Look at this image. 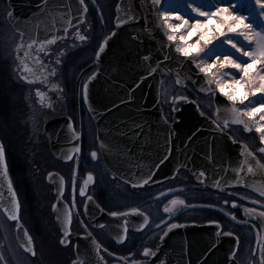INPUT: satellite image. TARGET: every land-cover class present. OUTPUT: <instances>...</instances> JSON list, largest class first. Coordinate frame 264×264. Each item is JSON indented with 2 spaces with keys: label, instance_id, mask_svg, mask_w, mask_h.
Returning <instances> with one entry per match:
<instances>
[{
  "label": "flooded vegetation",
  "instance_id": "obj_1",
  "mask_svg": "<svg viewBox=\"0 0 264 264\" xmlns=\"http://www.w3.org/2000/svg\"><path fill=\"white\" fill-rule=\"evenodd\" d=\"M84 2V21L68 28L64 35L60 29L58 33L54 30L47 39L34 34V29L18 31L11 21L10 0H0L2 75L13 91L5 99L11 106L10 111L5 109L7 119L0 109V137L20 202V224L31 236L35 251L33 255L20 247L18 223L10 221L0 208V252L5 263L152 264L160 247L155 264H231L233 235L239 238L234 254L238 264H264V216L259 214L264 212V196L240 186L218 189L203 185L184 169L171 178L133 187L108 169L83 96L91 71L81 74L113 28L117 0ZM54 19L53 23L58 24ZM48 30L46 27L43 32ZM77 33L87 39L81 41ZM49 40L54 43H46ZM21 43L24 47L17 49ZM28 44H32L31 49ZM24 52H28L27 57ZM162 75H168L174 91L196 100L203 113L215 120L213 93H200L186 79L184 86H178L171 74ZM210 85L218 89L215 83ZM161 98L166 115L167 95L163 93ZM236 107L244 105L237 103ZM218 124L236 141L244 142L264 165V152L260 151L264 141L255 130L258 124L249 123L251 132L241 124ZM93 152L96 157L91 155ZM69 156L72 158L67 159ZM177 198L185 204L173 207L170 202ZM166 206L172 211L165 212ZM69 209L72 220L70 234L65 237ZM247 209L256 211L249 213ZM112 212L124 216H112ZM183 225L209 229H198L188 238L180 230ZM9 239L14 241L15 249L9 246ZM61 240L68 243L62 244ZM146 248L155 254L144 255Z\"/></svg>",
  "mask_w": 264,
  "mask_h": 264
},
{
  "label": "water",
  "instance_id": "obj_2",
  "mask_svg": "<svg viewBox=\"0 0 264 264\" xmlns=\"http://www.w3.org/2000/svg\"><path fill=\"white\" fill-rule=\"evenodd\" d=\"M163 2L156 6L152 0H117L113 28L100 46L106 38L107 44L103 52H99V46L93 63L81 74L94 69L84 84L87 85L86 95L83 86V96L97 126L100 150L108 169L135 187L171 178L185 169L203 185L218 189L240 186L260 195L256 189L264 187L263 163L244 142L236 141L219 126L218 123L224 125V120L236 124L226 111L232 102L219 90L211 88L203 72L196 67V61L177 52L176 44L167 40L158 17ZM10 3L11 21L18 31L34 29V34H42L47 39L54 30L58 33L60 29V34L64 35L68 28L79 26L87 13L85 2L81 4L80 0H15L14 3L10 0ZM54 17L58 24L53 23ZM118 18L124 23H118ZM23 22L25 24L19 25ZM46 27L49 30L43 32ZM160 67L170 72L178 86H184L186 78L200 93H213L215 120L202 112L196 100L185 95L170 97L169 120L162 106ZM4 160L7 164L5 147ZM249 165L253 169L251 173L247 171ZM144 180L148 183L142 184ZM13 189L18 198L8 164L6 175L0 165V208L10 221L18 223L17 241L27 251L26 229L20 219H10L3 210L13 208ZM181 228L183 233L192 236L198 229H209L197 225ZM230 240V262L238 264L234 258L236 237L232 235ZM156 253L152 264L159 261L160 247ZM0 264H6L1 252Z\"/></svg>",
  "mask_w": 264,
  "mask_h": 264
},
{
  "label": "snow or ice",
  "instance_id": "obj_3",
  "mask_svg": "<svg viewBox=\"0 0 264 264\" xmlns=\"http://www.w3.org/2000/svg\"><path fill=\"white\" fill-rule=\"evenodd\" d=\"M84 0H80L83 4ZM152 3L156 6H161V0H152ZM199 5V6H197ZM165 10L158 11V17L162 22L163 27L167 35V40L169 42L179 41L176 44V51L181 53L185 57H192L197 60L196 67L200 69L201 72L210 76L208 80L209 84L215 83L219 92L227 97L228 101L232 102L230 109H226L231 113V120L233 123L244 125L245 129L249 132L252 128L249 123L258 124L256 131L259 132L261 141H264V124L259 123V121H264V0H165L164 5ZM235 8L236 11H232ZM87 8L85 7V12ZM183 12L184 15L180 13ZM246 12L247 15L242 14ZM191 15L193 17L194 23L189 24L186 19L187 16ZM203 18V22L201 19ZM253 20V23H246L249 19ZM175 19L180 21V23H171ZM118 23H124V21L119 20ZM255 23V27H254ZM181 29L186 31V35L181 34L177 37L176 33L180 32ZM259 29V30H257ZM195 43L189 44L188 40L197 36ZM78 38L83 41L87 37L79 35ZM216 41L214 44L213 42ZM239 41V42H238ZM32 43H35L33 41ZM46 43H54V40L46 41ZM107 44V38L104 40L103 44L100 46L99 52H103L104 45ZM243 45V46H242ZM211 46V47H210ZM23 43L17 46V49L23 48ZM31 49L32 44L27 46ZM245 47L248 48L245 51ZM43 48V45H41ZM231 54H224L223 59H221L218 53L220 52ZM99 52L97 55H99ZM203 55L205 60H212L211 64L206 62H200L198 58ZM19 56V51H17ZM236 59H233V56ZM24 56H28V52H24ZM147 59V57L145 58ZM240 60H244V63H240ZM23 63V60H22ZM260 65L257 70V65ZM230 66L231 69L238 70L237 75L239 79L232 78L227 84L222 82V76L217 75V72H213L212 69L215 67L217 71ZM24 68L28 69L27 64H24ZM155 71V69H152ZM24 80H28L27 76H23ZM30 83L32 81H29ZM226 88H230L231 91H226ZM246 88L242 94H239V90ZM85 95L87 94V85H84ZM38 95L43 96L42 93ZM260 94L257 96V94ZM256 97V99L250 100L248 104L244 105L243 108L236 107L237 103L244 104L248 97ZM258 104L257 107L253 105ZM219 113V109H217ZM259 115V121L256 120L257 114ZM229 120H224V124L227 125ZM219 127V126H218ZM79 136V133L76 134ZM247 147V146H245ZM79 151V148L76 149ZM264 152V148L260 149ZM96 157V153L91 154ZM251 155V153H250ZM69 156L67 159H71ZM247 163V161H245ZM0 165L3 166L4 174H7V164L4 160V145L0 142ZM264 167V166H261ZM247 171L251 173L253 171L251 165L248 166ZM203 175V173H201ZM93 179L92 175H88V181ZM88 181H85L87 185ZM239 182V181H238ZM148 183V180L142 181V184ZM9 188L11 189V180H8ZM216 186H219L218 184ZM135 187V185H134ZM261 196H264V187L256 189ZM62 194V193H61ZM84 194V189H81V195ZM13 197V208L9 210L4 208L3 210L9 215L12 220L19 219L20 203L14 189L12 190ZM91 200V197H88ZM225 203H228L225 201ZM259 203V202H257ZM170 204L175 207L176 205H184L185 201L179 198L174 199ZM55 207V206H54ZM235 207V203H233ZM87 210V205H85V211ZM137 211V210H134ZM165 212L172 211V208L165 207ZM249 213H254L255 209H247ZM264 216V212L259 213ZM112 216L121 215L117 212H112ZM232 219H235L232 216ZM72 220V212L69 209L67 212V224L64 231V236L67 237L70 234V225ZM127 223V221H125ZM148 223L147 217H145V224ZM87 228V225H83ZM178 225H171V227H177ZM103 227V225H101ZM143 227V226H142ZM159 227V225H157ZM125 234L127 233V228L124 229ZM167 234V233H165ZM231 234V233H229ZM25 235L27 232L25 230ZM123 239V238H122ZM239 238L237 237V240ZM32 238L28 236V244L31 245ZM61 243H68L66 240H61ZM99 250V248L97 249ZM27 251L35 255L34 247L28 246ZM154 255L150 249H144V255ZM261 261L264 262V255L261 256ZM76 264V262H73Z\"/></svg>",
  "mask_w": 264,
  "mask_h": 264
},
{
  "label": "rangeland",
  "instance_id": "obj_4",
  "mask_svg": "<svg viewBox=\"0 0 264 264\" xmlns=\"http://www.w3.org/2000/svg\"><path fill=\"white\" fill-rule=\"evenodd\" d=\"M173 2H174V0H173ZM234 2H235V0H234ZM197 6H199V5H197ZM163 10H165L164 6H163V8H162V11H163ZM232 11L234 12V11H236V9L233 8ZM180 14H181V15H184L183 12H181ZM242 14L247 15L246 12H244V13H242ZM186 19L189 21V24L194 23L193 17H192L191 15L187 16ZM202 22H203V21H202ZM171 23H173V24H175V23H180V21L173 19V20L171 21ZM246 23H253V20L250 18L248 21H246ZM254 27H255V23H254ZM257 30H259V29H257ZM181 34L186 35V31H185L184 29H181L180 32L176 33L177 37H179V35H181ZM196 39H198V35H197V36H193V37H191V38L188 40V43H189V44L195 43ZM238 42H239V41H238ZM175 43L177 44V43H179V41L177 40V41H175ZM213 43L215 44L216 41H214ZM242 46H243V45H242ZM210 47H211V46H210ZM247 50H248V48L245 47V51H247ZM1 53H2V51H1ZM218 54L220 55V57L223 58L224 54H231V53H230V52L225 53V52L222 51V52H220V53H218ZM2 55H3V54H2ZM236 58H237V57L234 55V56H233V59H236ZM198 59L200 60V62H206V63H208V64H211V63H212V60H210V59L205 60V58L203 57L202 54H201V56H200ZM1 60H3V59H2V56H1V54H0V73H1V69H3V66L1 65ZM239 62H240V63H244L245 61H244V60H240ZM88 63H90V61H88ZM88 63H87V64H88ZM259 67H260V65L258 64V65H257V70L259 69ZM212 71H213V72H217V75H221V76H222V82H224V83H226V84H227L228 82H230V81L232 80L233 77H235V79H239V78H240V77L237 75V71H238V70L231 69L230 66H227V67H225L224 69L219 70V71H217V69L214 67V68L212 69ZM1 74H2V73H1ZM169 84H170V83H167L166 86H168ZM169 88H170V87H168L167 90L165 91V92L167 93V95H168L169 92H170V89H169ZM246 90H247L246 88H242V89H240V90H239V94H242V93H243L244 91H246ZM172 91H174L173 88H172ZM226 91H231V89H230V88H226ZM259 95H260V94L258 93L257 96H259ZM253 99H256V97L249 96V97H248V100H245L243 105L248 104V102H249L250 100H253ZM257 106H258V104L253 105V107H257ZM259 115H260V114L258 113L256 118H259ZM9 246H10L11 248L15 249V244H14V241H13L12 239H11V240L9 239Z\"/></svg>",
  "mask_w": 264,
  "mask_h": 264
},
{
  "label": "trees",
  "instance_id": "obj_5",
  "mask_svg": "<svg viewBox=\"0 0 264 264\" xmlns=\"http://www.w3.org/2000/svg\"><path fill=\"white\" fill-rule=\"evenodd\" d=\"M1 65L3 66V69H1V73L4 72V63L1 60ZM0 73V109L3 110L4 113V119H7L9 117V114H6L5 109L9 110L11 109V106L5 101L6 96L8 98L11 97L13 91L10 89V84L6 83L5 77ZM7 115V116H6ZM15 117H12L14 119Z\"/></svg>",
  "mask_w": 264,
  "mask_h": 264
},
{
  "label": "bare ground",
  "instance_id": "obj_6",
  "mask_svg": "<svg viewBox=\"0 0 264 264\" xmlns=\"http://www.w3.org/2000/svg\"><path fill=\"white\" fill-rule=\"evenodd\" d=\"M221 59H223V58L221 57Z\"/></svg>",
  "mask_w": 264,
  "mask_h": 264
}]
</instances>
